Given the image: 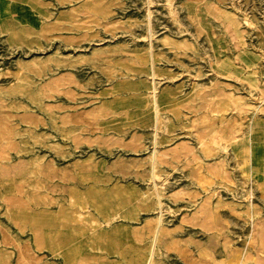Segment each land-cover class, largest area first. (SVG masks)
I'll list each match as a JSON object with an SVG mask.
<instances>
[{
	"label": "rangeland",
	"instance_id": "1",
	"mask_svg": "<svg viewBox=\"0 0 264 264\" xmlns=\"http://www.w3.org/2000/svg\"><path fill=\"white\" fill-rule=\"evenodd\" d=\"M0 264H264V0H0Z\"/></svg>",
	"mask_w": 264,
	"mask_h": 264
},
{
	"label": "bare ground",
	"instance_id": "2",
	"mask_svg": "<svg viewBox=\"0 0 264 264\" xmlns=\"http://www.w3.org/2000/svg\"><path fill=\"white\" fill-rule=\"evenodd\" d=\"M229 17H230V16H229ZM229 17H228V18H229ZM229 26H230V25H229ZM158 41H159V40H158ZM245 129H246V128H245ZM248 130H249V128H247L246 131H242L241 134H240L239 136H238V135H237V136H238V137H240V136H245V134H247ZM238 137H237V138H238ZM235 140H236V139H235ZM233 142H234V141H233ZM153 157H154V156H153ZM151 162H152V161H151Z\"/></svg>",
	"mask_w": 264,
	"mask_h": 264
}]
</instances>
